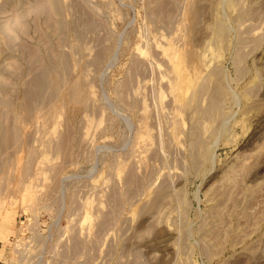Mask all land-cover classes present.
I'll return each instance as SVG.
<instances>
[{"label": "rangeland", "instance_id": "rangeland-1", "mask_svg": "<svg viewBox=\"0 0 264 264\" xmlns=\"http://www.w3.org/2000/svg\"><path fill=\"white\" fill-rule=\"evenodd\" d=\"M0 264H264V0H0Z\"/></svg>", "mask_w": 264, "mask_h": 264}, {"label": "bare ground", "instance_id": "bare-ground-1", "mask_svg": "<svg viewBox=\"0 0 264 264\" xmlns=\"http://www.w3.org/2000/svg\"><path fill=\"white\" fill-rule=\"evenodd\" d=\"M40 83V81H38V84Z\"/></svg>", "mask_w": 264, "mask_h": 264}]
</instances>
